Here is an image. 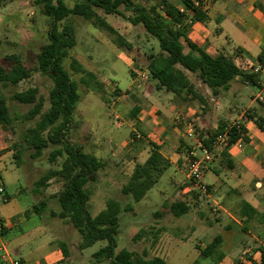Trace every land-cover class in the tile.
Wrapping results in <instances>:
<instances>
[{"label": "rangeland", "instance_id": "1", "mask_svg": "<svg viewBox=\"0 0 264 264\" xmlns=\"http://www.w3.org/2000/svg\"><path fill=\"white\" fill-rule=\"evenodd\" d=\"M31 1L17 0L15 5L12 3L0 9L3 14V16L0 15V56L17 54L28 67H34L36 64V56L46 43L47 28L46 21L39 16L37 10L31 5ZM97 14L131 44L132 50L117 48L112 35L82 18L70 16L60 23V26L66 22L72 23L76 38V45L70 50L69 58L64 63L65 69L73 80L79 82L81 75L75 74L69 68L70 60L75 59L86 72L94 76L88 86L79 83L80 101L74 111L67 135L70 144L82 149L86 161L90 157H96L104 162V169L97 173L96 183H88L86 186L90 193L87 208L89 214L92 217L96 216L105 208L110 199L119 201L122 208L131 206L133 211H122L119 215L116 251L126 249L146 259L159 257L166 264H192L198 260L195 247L207 245L215 237H219L220 241L224 243V248L233 249L235 246L229 241L233 237L241 236L239 228L232 224V233L229 234L226 230L215 227L211 221L213 215L206 216L210 209L205 203H200L199 208L197 205L192 207L191 215L188 213L180 220L166 215V197L171 192V186L166 182L167 171L147 192L144 199L138 203H134L131 196H124L121 193L122 186L128 181V175H122V172L127 170L130 173L132 164H130L131 166L123 165L125 168L121 175H118L116 173L118 165L116 166L113 160L117 162L121 156L123 157L122 162L127 161L128 157L125 152L131 146L130 140L132 139V128H134L131 126L130 120L132 102L122 96L127 95L126 90L132 84V69L146 72L147 56L157 53L159 47L157 41L149 37L140 27L134 28L125 20L117 16H106L100 10L97 11ZM129 62L132 63V69L127 65ZM186 74L192 82H197L198 79L195 75L188 72ZM260 80L264 87V74L262 73ZM153 84L154 81L148 76L146 81L137 82L136 86L142 95H147L152 91ZM33 87L37 88L38 94L45 99L44 112L48 108V93L52 87V81L47 76L33 73L29 79L21 81L16 87L8 88L3 92L7 98L10 114L16 116L17 120L6 131L12 154L5 162L6 171L1 169L0 174L4 178L7 193L12 198L15 197L21 207L28 209L22 228H37L43 235L40 242H46L52 236L55 243H64L69 253L65 264H96L92 254L103 243L97 242L85 250H79L78 246L81 240L75 229L67 220H61L51 214L59 211L54 196L63 187L60 182L51 180L43 197L41 196L46 203L44 212L38 215L33 211V206L41 201L40 196L35 197L30 192L34 182L48 170L59 169L63 159L57 158L50 162L51 149L45 150L43 155L35 160L30 158L29 151L23 150L19 153V160L16 161L13 158V153L20 150L21 146H25L24 139L38 130L41 118L38 116L33 120H26L24 114L30 106L20 105L10 100L9 95ZM231 93L235 94L237 98L231 99L227 93L226 95H229L228 104L235 108L234 112H243L244 115H247L252 109H247L246 106L250 99L259 93V89L239 81L232 85ZM251 94L253 96L250 97ZM259 102L261 101L256 99L252 108L261 110ZM198 106L193 107L196 109L197 116L204 117L206 115L209 117V106L203 109L204 113ZM212 111L214 112V109ZM225 113L221 112L220 116L225 117ZM180 116L184 124L191 122L197 131L200 130L194 117L187 119L183 118L182 114ZM217 116L212 115V118L209 119L210 124L217 125ZM198 134L203 135L199 131ZM19 190H23V192L20 193ZM197 209H200L206 216L203 217V224L194 222L201 226L194 225L191 220V218H195ZM224 219L225 222L231 223L226 216ZM183 227H194L196 230L188 232ZM139 231L142 233L140 232V236L134 239ZM245 238L247 239V237ZM37 243L39 244L38 240ZM197 262L203 264L201 260Z\"/></svg>", "mask_w": 264, "mask_h": 264}, {"label": "trees", "instance_id": "2", "mask_svg": "<svg viewBox=\"0 0 264 264\" xmlns=\"http://www.w3.org/2000/svg\"><path fill=\"white\" fill-rule=\"evenodd\" d=\"M13 1L15 0H0V7H5ZM31 5L46 21V43L37 54L34 67L25 65L17 54L0 56V126L7 131L17 120L16 116L10 114L3 92L29 79L33 73L47 76L52 81V87L48 93V108L44 112L45 99L38 94L35 87L9 95L10 100L30 106L24 114L26 120H33L38 116L41 118L38 130L24 139L25 146L14 152L13 158L19 160V153L23 150L29 151L30 158L35 160L40 158L45 150L51 149L49 161L53 162L57 158H62L63 161L59 169H50L42 174L34 182L30 192L35 197H43L51 180L62 184V189L54 196L59 211L51 214L61 220H67L75 229L81 240L79 250H85L97 242L103 243L92 254L96 264H166L159 257L146 259L126 249L116 251L119 215L122 211H133L131 206L122 208L119 201L110 199L105 208L94 217L87 210L90 193L86 186L88 183H96L97 173L103 168V162L96 157H90L86 161L82 149L70 144L67 135L80 101L79 83L88 86L94 76L86 72L75 59L70 60L69 68L75 74L81 75L79 82L73 80L65 69L64 63L69 58L70 50L76 45V38L72 23L66 22L62 26L60 23L70 16L82 18L112 35L117 48L129 51L132 50L131 44L99 16L97 11H102L106 16H117L134 28L140 27L157 41L159 47L157 53L149 54L146 58V72L149 78L159 89L177 99L203 101L186 72L195 75L210 90L212 96L227 91L231 82L238 79L261 91L262 101L259 103L264 112V87L260 73L238 68L233 55L219 54L211 57L187 38L189 24L186 21H206V16L193 6L192 0H32ZM177 5L183 8L182 12ZM186 48L188 51H185ZM256 63L264 70V50L257 56ZM246 118L264 132V118L249 112ZM227 126L220 122L214 131L200 137L205 144H209L210 139ZM229 135L230 142L224 148L223 154L233 143L247 142L246 131L241 123L231 125ZM167 167L168 163L160 154L152 151L143 163L134 165L127 183L121 188V193L131 196L134 203L140 202L156 185ZM42 197L41 201L33 206L34 213L38 215L46 209ZM245 205L247 209L250 208ZM249 210L253 211L252 208ZM170 211L178 218L187 214L189 207L178 200L171 205ZM140 232L142 233L139 231L134 239L140 236ZM220 243L219 237H216L200 254L208 257L216 251ZM60 247L64 257H69L66 245L60 243ZM258 251L261 255L260 264H264V248L259 247Z\"/></svg>", "mask_w": 264, "mask_h": 264}, {"label": "crops", "instance_id": "3", "mask_svg": "<svg viewBox=\"0 0 264 264\" xmlns=\"http://www.w3.org/2000/svg\"><path fill=\"white\" fill-rule=\"evenodd\" d=\"M12 3L15 5L17 0ZM177 7L183 11L180 5ZM199 10L206 16V21L193 23L186 21L189 24L187 38L192 43L211 57L219 54L233 55L235 65L242 70L259 69L256 59L264 50V0H205ZM0 15L3 16L2 11ZM127 65L132 69L131 62ZM132 71L134 78L138 71L137 69ZM133 78L130 88L126 90L127 95H123L122 98L126 97L132 102L130 113L131 126L134 127L132 130L137 128L135 131L141 134L142 139L130 140L131 146L125 152L127 161L122 162L121 156L117 162L113 160L114 164L120 167L117 166L116 173L121 175L124 166L132 164L130 173L127 170L122 172V175H128V180L134 165L143 163L152 151H156L168 163L165 170L166 182L171 186V192L166 197V215L174 217L170 207L178 200L189 207V215L192 207L197 205L199 208L200 203H205L210 209L206 216L213 215L211 221L215 227L224 229L229 234L232 233L233 225L240 230L241 236L233 237L229 241L234 244L233 249L224 248V243L221 242L216 251L205 257L200 251L205 250L212 241L207 245L195 247L198 260L203 264H260L261 255L258 248H264V132L260 131L253 121L247 119L243 112H234L235 108L228 104L229 95L231 99L237 98L230 92L232 85L239 80L231 82L229 89L217 96H212L210 90L199 80L196 83L191 81L203 100L199 101L177 99L159 89L155 82L152 91L142 95ZM260 92L255 96L250 95L253 98L246 108L252 109L250 114L264 118L262 110L252 108ZM227 93L229 95H226ZM194 106H198L202 113L203 109L209 106L210 118L206 115L197 116ZM221 112H226V116H220ZM178 114L187 119L194 117L201 135L214 131L220 122L226 125L241 123L246 131L247 142L242 149L230 146L225 154L223 149L214 157L209 171L202 179L207 189L204 196L194 190L186 176L189 142L184 139V123L174 122V117ZM213 114L219 115L217 125L210 124L209 119ZM11 154L6 130L0 126V170L6 171L5 162ZM112 156L115 157L114 154ZM0 187L4 190L3 195H0V219L4 222L2 239L6 242V252L10 257L24 264H65L69 257H64L60 244L55 243L52 236L48 241L40 242L43 235L37 228H22L28 209L21 207L17 199L7 193L1 174ZM245 204L253 211L244 207ZM195 215V218H191L193 224L194 222L203 224L206 216L200 209H197ZM183 216L176 219L180 220ZM224 216L231 223L225 222ZM183 228L188 232L196 230L194 227ZM1 254L0 252V264H3Z\"/></svg>", "mask_w": 264, "mask_h": 264}, {"label": "built area", "instance_id": "4", "mask_svg": "<svg viewBox=\"0 0 264 264\" xmlns=\"http://www.w3.org/2000/svg\"><path fill=\"white\" fill-rule=\"evenodd\" d=\"M205 0H192L193 6L200 9ZM254 72H259L264 74V70L259 67V69L254 70ZM148 79V73L138 71L135 76L136 82L146 81ZM257 99L262 101L261 94L258 95ZM183 119L180 115L174 117V122L176 124L183 123ZM230 130L231 125H228L222 132L215 134L209 141V144H205L204 140L199 136L194 124L191 122L184 124V139L189 142L188 152H187V169L186 176L192 187L200 195L204 196L207 194L206 186L204 185L202 179L204 174L209 171L213 159L216 155L220 154L221 151L230 142ZM132 141H138L142 139L141 134L137 131H133L131 134ZM243 141H237L231 146H235L238 149H242L244 146ZM4 190L0 187V195H3ZM4 230V222L0 219V252L1 260L3 264H24L19 260L12 259L10 255L6 252V242L2 239V233Z\"/></svg>", "mask_w": 264, "mask_h": 264}]
</instances>
